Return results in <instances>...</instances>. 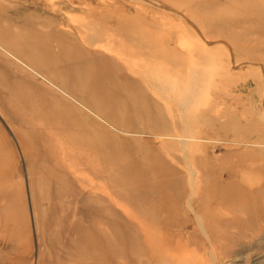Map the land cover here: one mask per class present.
<instances>
[{"label": "rangeland", "instance_id": "rangeland-1", "mask_svg": "<svg viewBox=\"0 0 264 264\" xmlns=\"http://www.w3.org/2000/svg\"><path fill=\"white\" fill-rule=\"evenodd\" d=\"M251 2L0 0V264H50L61 226L96 206L138 236L117 264H264V0ZM85 156L126 180L81 185ZM157 161L172 192L135 197Z\"/></svg>", "mask_w": 264, "mask_h": 264}, {"label": "bare ground", "instance_id": "bare-ground-1", "mask_svg": "<svg viewBox=\"0 0 264 264\" xmlns=\"http://www.w3.org/2000/svg\"><path fill=\"white\" fill-rule=\"evenodd\" d=\"M251 3L256 4L257 9H259V7L261 6V4L258 3V0H253V2ZM194 75L190 76L191 78H190V83H189V87H190L189 89L191 92L194 91L195 86H196L195 81H194V78L196 79V77H194ZM168 81L169 80H167V82ZM179 95H180V92H179ZM183 139L181 141H183ZM116 160L117 158H114L113 163L115 162L117 163L119 161V160L117 161ZM75 162L76 161L72 162L70 159L68 164L71 165ZM103 162H106V161L104 160ZM77 163L80 166L86 167L88 169V172L87 173L83 172V174H81L79 172V169L77 170V168H74V171H73L76 180L80 182L81 185H84L86 187H95L97 185H100V183L105 180H109L111 183L119 179H121L120 181L126 180L125 176H121L122 174L118 175L117 173L116 175H114V174H111V171H109L110 173H106L103 167L101 166L99 159L89 158L88 156L78 157ZM147 165L148 167L150 165V167H152V169L154 168L155 170L151 175L149 174L148 178L139 179L138 177L134 179V182H133L134 183L133 185L134 196L135 197H139L140 195L143 196L142 189L144 187L150 189V192H149L150 198H156V197L162 198L165 196V194L167 193L170 194L174 187V178L170 176L172 174L173 169L167 166L164 162L162 163L159 161H157L156 163L152 162V164H147ZM116 169L118 170V168ZM57 183H59V181ZM191 186H192L191 192L189 191V194H188L190 201L193 199V195L196 193V190H197L196 182H191ZM181 193H180V196L182 195ZM59 195H60V192H59ZM93 200L94 202L96 201L95 198ZM59 208H60V205H59ZM103 210L104 209L103 208L100 209L99 206H96L95 208H89L85 214L86 224L69 223L68 225L61 226L60 232L62 234V240L61 242H59V245L58 246L56 245V249L54 247L55 244L50 243L48 245V249L51 251V253L57 255V256H51L49 254V257H51L49 259L50 264H117L116 259L121 258V253H122L121 247H123L125 243L126 244L129 243L130 245H133L131 247V250L133 248L139 247L138 236L136 235V233L130 232L128 233L127 237L126 236L123 237L120 234L119 228H117V222L115 219H113L114 217L112 216V214L111 213L105 214L103 213ZM97 218H100V219L97 220ZM62 221L63 220H61V222ZM167 223H168L167 227H170L174 222L167 221ZM201 228L203 229L205 234L208 235V237H210L209 236L210 228H208V226L205 223L201 224ZM52 234L54 233L52 232ZM145 238L147 240L148 237H145ZM150 239L153 240L152 238ZM54 250L56 251V253H54L55 252ZM128 253L129 254L123 255L124 256L123 258L126 257V259L130 263L131 262L134 263L135 255L133 256L132 251L131 252L129 251ZM134 254H136V252H134ZM164 259L168 260V258L167 259L164 258ZM155 261L153 263H155Z\"/></svg>", "mask_w": 264, "mask_h": 264}]
</instances>
